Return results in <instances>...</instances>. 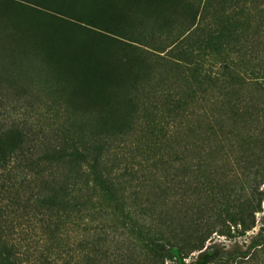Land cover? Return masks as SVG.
<instances>
[{
  "label": "trees",
  "instance_id": "obj_1",
  "mask_svg": "<svg viewBox=\"0 0 264 264\" xmlns=\"http://www.w3.org/2000/svg\"><path fill=\"white\" fill-rule=\"evenodd\" d=\"M263 42L264 0H0V264L251 262L264 228L239 253L205 242L264 197L233 188L264 183Z\"/></svg>",
  "mask_w": 264,
  "mask_h": 264
},
{
  "label": "rangeland",
  "instance_id": "obj_2",
  "mask_svg": "<svg viewBox=\"0 0 264 264\" xmlns=\"http://www.w3.org/2000/svg\"><path fill=\"white\" fill-rule=\"evenodd\" d=\"M263 46H264V44H263ZM263 57H264V52H260L259 61L261 62V64H264V58ZM261 68L264 70V65H262ZM250 91H252V90H250ZM250 96H252L254 98L258 108L260 107L259 108L260 109L259 116L261 117V120H264V93H256V94L254 93V94H251ZM261 126H263V124H261ZM260 127H258V129H256L258 131V133L260 132L259 131ZM262 128L263 127H261L260 129H262ZM256 130L253 133H251V134H253V136L257 135ZM247 146L251 147V145H249V144ZM240 150H242L243 152L240 153L241 155L240 154L238 155ZM254 150H256V148ZM247 152H250L249 148H247L246 146L241 148V145H239V149H236V147H234V146H232L231 148H226L225 154L223 156V159H225V160L222 163H218V164L215 163L217 168L215 169L216 175L214 176V178H216L218 180V177H221V174L223 171L230 173V171L232 170V172L230 174H234L233 168H235V165H234L235 161H236L235 158L237 156L243 157L242 154L245 155V153H247ZM220 155H221L220 152L217 151V149H216L213 153V158H220ZM187 157H191L190 154H186L185 158H187ZM204 169H205V167L202 164L198 167V175H197L198 176L197 177L198 182H201L203 180ZM229 169H231V170H229ZM251 173L252 174L249 175V178L245 182L242 180V178H239V176H238V179L235 181V184L233 186L235 193L239 197V200H240L239 204H243V203L248 201L249 204L253 205L258 200L259 192H264V183H262L261 177L259 178V175H260L259 170L257 168H253L251 170ZM226 176H229V174H227ZM149 177L147 176L145 181L143 182V184L145 185L144 191H146V192L147 191H153L154 189L161 186L160 180L157 177L154 179L149 178ZM228 178H230V177H228ZM241 183H242V185H241ZM253 187L256 188L255 191H251L253 189ZM203 202H204V196L198 194L197 202L195 204H199V206H200V204H202ZM188 205H189V202H185V204L183 206H181V209H180L185 215H190L193 213L190 211V207H188ZM205 215H206L205 208H202L200 216H205ZM187 219H188V217L186 218V220ZM184 221L182 223V226H186ZM254 223H255L254 227L252 229L244 232L242 235H239L240 234L239 233L240 232L239 227H236V230L235 229L230 230L229 233L226 234L225 236H220V235L213 233L210 236V238L205 242V245L206 246L214 245L221 252H233V253L243 252L245 247L249 243L250 239L257 232L258 228H264V197L260 201V205H259L258 209L256 210V212L254 213ZM120 233H121V235L117 236V238H120L119 240H122L123 245H125L126 242L124 241V237H122V236H125L124 234L126 232H125V230L121 229ZM110 245L111 244H109L107 242L103 245V247L112 250L113 245H111V246ZM118 247H124V246H122L120 244ZM132 252H131V254H134V255L132 257L133 259H132L131 264H159V263L155 262L152 258L144 256V252L141 250L139 245L136 246V250H134V253H132ZM194 256H195V253L190 254L186 258V261L187 262L191 261ZM263 263H264V250L261 252H258L251 262H244L243 261L239 264H263ZM164 264H171V263L165 262Z\"/></svg>",
  "mask_w": 264,
  "mask_h": 264
}]
</instances>
